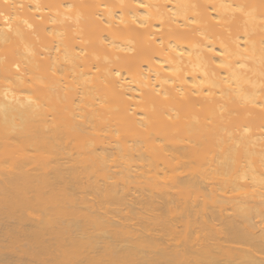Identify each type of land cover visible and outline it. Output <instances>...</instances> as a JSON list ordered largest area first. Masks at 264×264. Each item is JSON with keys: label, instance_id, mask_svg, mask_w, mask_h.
Segmentation results:
<instances>
[{"label": "bare ground", "instance_id": "obj_1", "mask_svg": "<svg viewBox=\"0 0 264 264\" xmlns=\"http://www.w3.org/2000/svg\"><path fill=\"white\" fill-rule=\"evenodd\" d=\"M0 264H264V0H0Z\"/></svg>", "mask_w": 264, "mask_h": 264}]
</instances>
